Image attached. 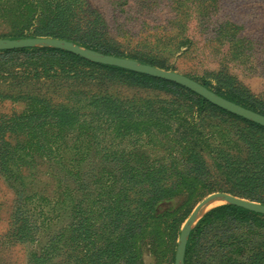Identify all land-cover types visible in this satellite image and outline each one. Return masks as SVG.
I'll use <instances>...</instances> for the list:
<instances>
[{"label":"rangeland","instance_id":"374dc122","mask_svg":"<svg viewBox=\"0 0 264 264\" xmlns=\"http://www.w3.org/2000/svg\"><path fill=\"white\" fill-rule=\"evenodd\" d=\"M83 3L85 10L99 16L104 39L122 53L121 58L135 63L129 57L151 61L155 67L187 76L220 97L256 113L264 112V0ZM24 36L28 37L13 34L0 22V40L58 39ZM71 68L77 80L68 81L60 73L56 82H41L34 90L39 94V98L34 96L36 101L45 102V97L52 107L60 104L67 112L63 117L69 119L66 124H57L48 117L50 124L45 120L41 130L35 128L41 123L19 120L23 104L31 99L30 91L19 87L16 92L26 97L14 100V94L10 96L0 83V146L8 153L17 145L48 144L54 153L56 150V160L66 167H49L42 149L41 155L32 150L25 157L16 151L21 163L13 160L0 169V264H176L180 233L204 198L224 193L264 205V135L260 130L227 111L198 108L188 98L128 84L116 75L105 81L89 76L84 68ZM75 91L82 95L101 93L102 101L108 99L106 108L88 106V98H76ZM109 109L115 110L121 124L114 125ZM151 111L164 114L155 118ZM132 113L146 119L141 120L148 124L146 129L153 123L165 132L147 134L144 127L135 131L134 120L122 121L123 115ZM31 130L37 135H27ZM123 161L132 166L126 173L136 181L137 174L144 172L159 176V184L174 175L191 177L184 188L173 190L169 198L156 203L155 220L142 231L146 212L140 207L141 200L163 187H125ZM63 173L69 175L63 179ZM227 204L218 199L198 214L186 246L203 216ZM258 232L244 226H205L189 264H220L226 253L222 239L228 236L229 242L237 241L236 236L242 239L241 244L228 248L237 264L254 245L251 258L258 252V263L264 264V227ZM127 233H131L132 245L126 257L123 237ZM185 261L184 252L182 264ZM250 264L256 263L252 259Z\"/></svg>","mask_w":264,"mask_h":264},{"label":"trees","instance_id":"16d2710c","mask_svg":"<svg viewBox=\"0 0 264 264\" xmlns=\"http://www.w3.org/2000/svg\"><path fill=\"white\" fill-rule=\"evenodd\" d=\"M83 4V0H0V22L6 24L9 28H11L13 30V34L19 35L22 38L28 37L24 36L28 34L32 37L58 38L67 41H72L83 47L92 49L104 55H114L122 57V53L113 49L112 46L108 45L106 39H104L103 33L100 31V27H98L99 16L96 15L94 12H91L87 9L85 10ZM129 58L136 60L138 63H144L151 66L155 65L151 61H142L141 59H136V57ZM67 67H69V70L64 71V69ZM71 67L84 68L88 72H90L89 76L93 75L96 76V78H103V80L105 81L109 78H113V75H116V77L122 79L128 84L138 85L140 87L152 89L159 92L170 93L178 99L188 98L189 101H192V103L197 105L198 108L205 106L213 107L221 112L226 113V111L210 104L208 101H206L204 98L200 97L196 93L172 81L136 73L123 68L92 63L77 55L56 48L30 47L0 51V83L5 85L4 87L5 89H7V91H10L9 95L13 93L14 98L16 97L14 100H17L21 96L26 97L24 93H17L19 90H21L19 89V87H22V89L25 88L27 91H30L31 99H29L28 101H26L25 104H23L24 110L19 120L22 119L25 122L30 121L32 122V124L41 123L35 127H39L40 130L42 129L41 125L43 124V122H45V120V123L47 124H50V119L54 120L51 121V123L57 122V124H66L69 121L67 117H63V115H66L67 112L65 109H62L60 107V104H53L54 106L52 107L50 105L51 103L48 104L49 100H47V98L45 97L43 98L45 102H42L41 99L40 102L36 101L34 99V96L36 98L39 94L35 93L34 90L38 87L39 84H41V82L54 83V80L56 82L55 77L60 73L64 75L65 79L68 81L77 80L78 78L76 77L75 72L70 70L72 69ZM157 67L161 66L157 65ZM75 94V97L78 99L84 100V98H88V100L90 101L88 106H97L99 109L103 110L104 108H106L105 103L108 99L102 101L101 93L82 95L79 91H75ZM222 97L238 104V102H235L232 99H229L225 96ZM239 105L242 106V104ZM50 107H52V109L49 110ZM242 107L251 109L250 107L246 106ZM108 113L110 116H112L113 121L115 122L114 125H116V123L118 124L121 121L115 118L114 115L116 114V112L114 109H109ZM162 114L164 113L160 114L158 111H151V115H155V118L162 117ZM260 114L264 115V112H260ZM229 115L240 119V117L236 115ZM69 116L72 115L70 114ZM125 116L126 115L122 116V121H124L125 119L134 120L133 129L135 131H139V128L142 129L144 127L145 129L142 130L147 132V134L149 132H152L151 134L154 135L156 134L153 133L154 131L165 132V129L163 128H155L156 125L153 123H151V129H146L148 127V124L141 123L142 121L144 122V120L146 121V119L141 118L139 114L132 113L129 117L128 115L126 117ZM48 117H50L49 120H47ZM240 120L250 124L252 127H254V129L256 128L260 130L258 132H262V134L264 135V127L246 121L242 118ZM14 121L15 120H13V122ZM124 123L126 127L132 126L131 123L123 122V124ZM31 131L32 133H28L27 135H37L36 131ZM38 133L39 135L43 134L40 131ZM257 136L260 138L261 134L260 136L257 134ZM11 148L13 149H11V151H8L7 153L6 149H4L3 146H0V169H6V165H8L7 163L13 160L20 161L21 163L23 159H18L19 156H17L18 152L16 151H21L20 153L23 154L25 157L26 155H29L30 151L32 150L34 151V153L40 152L39 154L41 155L42 149L47 154L49 167H61L62 165V168L66 169L63 162L61 163L60 161L56 160V150L54 153V150L48 144L43 145L36 142L35 144H23ZM25 151H27V153H25ZM10 154L12 155L8 157ZM17 163L18 162H16V165ZM122 163V169L123 171H125V187H136L134 184H137L138 189H152L156 188V186L163 187V189H160L161 191L159 190V192H155L154 194H152L151 197L141 200L140 207H143L146 212V216L143 218L144 225L141 228L142 231L155 220L154 206L156 205V203L158 201L169 198L173 194V190L184 188V186L189 183L191 177L189 174H187L186 177L174 175L172 177H169L168 181L165 179L163 182V177H160L162 183L159 184L160 182H156L159 176L156 177L153 176L152 173L144 172L140 173L139 175L137 174L136 181V177H131L128 173H126V170L132 168V166H129L127 164V161H123ZM67 175L69 174L63 173V179ZM58 176H60V174H58ZM13 181L16 182L15 179H13ZM66 186L64 188H66ZM65 196L68 197V195ZM210 225H226L227 227L231 226L233 228L244 226L247 229L259 234L258 231L264 227V215L248 211L231 204L223 205L212 209L206 215L203 216V218L196 225L194 231L189 236L185 250V264L190 263L192 259L193 248L196 247V244L198 242L200 234L202 233L203 228L205 226ZM137 227L140 228L139 223L137 224ZM131 233H127V235L123 237V254L126 257L131 252ZM126 236H129V238H126ZM229 237L230 236H228L226 240L222 239V250L226 251V253L221 257L222 259L220 261V264H237V261L232 256L231 250H228V248L229 245L233 243H235V247L241 244L242 239L236 236L235 239H237V241L229 242ZM218 242L219 240L217 241V243ZM254 250L255 245L253 246L252 250H250L251 253H249V255H246V258H244L242 262H240L239 260V264H250L252 259L253 263L259 264V258H257L258 252L255 253V256L251 258V254L254 253ZM108 257H110V254L108 255ZM262 260L264 262V253L262 256Z\"/></svg>","mask_w":264,"mask_h":264},{"label":"water","instance_id":"95a60500","mask_svg":"<svg viewBox=\"0 0 264 264\" xmlns=\"http://www.w3.org/2000/svg\"><path fill=\"white\" fill-rule=\"evenodd\" d=\"M32 46L56 48L77 55L96 64L123 68L136 73L172 81L196 93L197 95L204 98L206 101L210 102L211 104L229 113L237 115L246 120L252 121L264 127L263 115L256 113L252 110H249L247 108H244L223 97H220L215 93H213L212 91H210L209 89H207L206 87H204L203 85L192 80L191 78L173 71L163 70L147 64H138L126 58L94 53L92 51L83 49L77 45H74L71 42L59 40V39L24 38L19 40H0V50H11V49H19L23 47H32ZM218 199L223 200L228 204L243 208L245 210L264 215V205L262 204L239 199L224 193H214L207 196L195 207L191 215L188 217L183 230L180 233L179 245L177 246V250L175 254L176 264H182L187 236L189 234L191 225L196 221L198 214L201 212V209H203L209 202L217 201Z\"/></svg>","mask_w":264,"mask_h":264},{"label":"bare ground","instance_id":"6f19581e","mask_svg":"<svg viewBox=\"0 0 264 264\" xmlns=\"http://www.w3.org/2000/svg\"><path fill=\"white\" fill-rule=\"evenodd\" d=\"M215 202H217V201H211V202H209L203 209H201V211L203 210H206V209H208L209 207H212L213 205H215Z\"/></svg>","mask_w":264,"mask_h":264}]
</instances>
